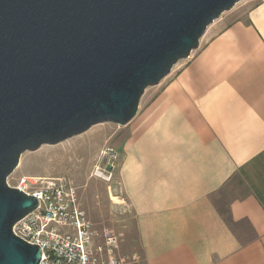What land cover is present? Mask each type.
Listing matches in <instances>:
<instances>
[{"label":"crops","instance_id":"1","mask_svg":"<svg viewBox=\"0 0 264 264\" xmlns=\"http://www.w3.org/2000/svg\"><path fill=\"white\" fill-rule=\"evenodd\" d=\"M126 132L117 181L141 264H264V185L224 211L212 199L257 162L264 183V0L201 47Z\"/></svg>","mask_w":264,"mask_h":264},{"label":"water","instance_id":"2","mask_svg":"<svg viewBox=\"0 0 264 264\" xmlns=\"http://www.w3.org/2000/svg\"><path fill=\"white\" fill-rule=\"evenodd\" d=\"M244 0H0V264H40L12 233L37 208L7 179L25 153L126 127L146 89Z\"/></svg>","mask_w":264,"mask_h":264},{"label":"rangeland","instance_id":"3","mask_svg":"<svg viewBox=\"0 0 264 264\" xmlns=\"http://www.w3.org/2000/svg\"><path fill=\"white\" fill-rule=\"evenodd\" d=\"M258 1H241L230 11L223 13L206 29L199 40L198 48L190 54L189 59L226 27L235 22H245L249 11ZM189 59L179 61L157 86L145 90L138 111ZM126 137V127L99 124L91 127L84 134L56 146H42L36 152L21 156L19 165L7 179V184L15 188L17 181L22 177L66 178L76 188L79 207L85 212L99 236L96 243L102 241L105 232L109 233L117 239V258L124 259L125 264H141V249L136 236L133 214L117 181V169L121 160L120 148ZM106 147L119 153L110 182L93 177L94 168L102 161L101 152ZM261 166L260 162L248 166L247 176L242 172L217 192L212 198L217 207L223 208L221 210L224 211L232 199L252 190L258 191L260 186L264 185L260 181L262 177L259 176Z\"/></svg>","mask_w":264,"mask_h":264},{"label":"built area","instance_id":"4","mask_svg":"<svg viewBox=\"0 0 264 264\" xmlns=\"http://www.w3.org/2000/svg\"><path fill=\"white\" fill-rule=\"evenodd\" d=\"M93 177L110 182L119 153L106 147ZM16 189L35 197L37 208L17 222L12 233L41 251L40 264H125L116 257L117 239L104 233L102 241L85 212L80 209L76 188L66 178L22 177Z\"/></svg>","mask_w":264,"mask_h":264}]
</instances>
